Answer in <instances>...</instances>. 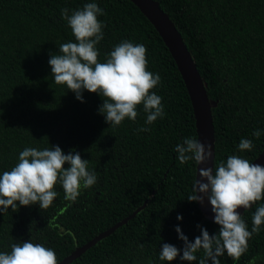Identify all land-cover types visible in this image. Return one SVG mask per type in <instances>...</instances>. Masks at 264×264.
I'll return each mask as SVG.
<instances>
[{
	"label": "trees",
	"instance_id": "1",
	"mask_svg": "<svg viewBox=\"0 0 264 264\" xmlns=\"http://www.w3.org/2000/svg\"><path fill=\"white\" fill-rule=\"evenodd\" d=\"M155 1L182 35L215 103V163L234 153L254 161L264 150V135L252 136L253 129H264V0ZM85 2L0 0V170L13 166L25 146L57 144L65 152L80 151L98 176L75 202L64 200L55 185L59 194L47 209L34 204L0 214V250H10V241L33 239L54 248L60 263L131 217L70 264H181L158 258L160 243L182 246L174 225L190 240L200 234L197 224L210 234L219 227L187 200L197 165L181 164L173 151L185 136L197 138L189 92L163 38L131 0H96L105 24L98 59L123 39L143 43L148 70L161 76L150 91L162 97L164 117L148 125L150 131H138L146 117L138 105L135 121L113 127L97 111L103 100L96 92L85 90L81 102L56 83L49 56L75 39L60 10ZM241 137L253 139L251 151L238 152ZM255 206L243 213L249 229ZM253 258L264 264V227L239 260L227 254L220 260L250 264Z\"/></svg>",
	"mask_w": 264,
	"mask_h": 264
},
{
	"label": "clouds",
	"instance_id": "2",
	"mask_svg": "<svg viewBox=\"0 0 264 264\" xmlns=\"http://www.w3.org/2000/svg\"><path fill=\"white\" fill-rule=\"evenodd\" d=\"M60 12L75 39L60 44L58 54H50L48 64L54 81L66 84L81 102L85 90L96 92L103 100L97 111L113 127L126 118L135 121L137 106L142 105L146 117L138 131H150L147 126L163 118L165 111L162 97L150 91L159 85L161 76L148 70L146 46L123 39L100 60L97 45L104 38L105 24L98 16L104 14V9L96 0H86L80 8L64 7ZM261 135L264 129H253V137ZM254 146L253 139L241 137L236 148L243 153ZM173 151L181 164L192 161L198 166L212 156L210 145L195 136H185L174 145ZM199 175L200 179L197 175L193 178L186 198L199 203L207 198L218 231L210 234L206 227L197 224L200 234L190 240L179 224L174 225L183 243L179 247L169 242L160 243L158 258L162 262L178 259L181 264L185 261L221 264L220 257L225 254L239 260L248 251L249 240L264 227V164L234 153L214 166L200 168ZM97 182L96 170L89 166L88 158H82L80 151L65 152L57 144L43 148L25 146L18 152L13 166L0 170V214L34 204L41 210L47 209L59 194L55 185L62 187L64 200L75 202L83 189ZM254 204L249 229L237 209L243 206L245 210ZM176 219L182 220L183 215L177 213ZM9 249L0 250V264H58L55 249L33 239L10 241ZM199 252L203 254L198 256ZM255 259L250 264H254Z\"/></svg>",
	"mask_w": 264,
	"mask_h": 264
},
{
	"label": "water",
	"instance_id": "3",
	"mask_svg": "<svg viewBox=\"0 0 264 264\" xmlns=\"http://www.w3.org/2000/svg\"><path fill=\"white\" fill-rule=\"evenodd\" d=\"M155 26L165 44L169 48L179 72L185 82L189 96L192 102L197 139L210 145L212 156L209 159L196 167L197 178L200 179L199 169L202 167H211L215 163V126L213 121L212 107L215 105L208 96L205 83L197 69L196 63L193 60L180 32L174 22L170 19L167 13L160 7L155 0H131ZM255 163L264 164V150L253 161ZM204 216L213 221L214 213L211 211V205L205 198L204 203L197 202ZM238 211L243 214V206H238ZM131 218V217H129ZM129 218H125L110 229L100 233L98 236L87 242L81 247H78L72 254L64 258L58 264H70L73 260L84 253L88 248L96 244L101 239L111 234L117 227L123 225ZM214 222V221H213Z\"/></svg>",
	"mask_w": 264,
	"mask_h": 264
}]
</instances>
